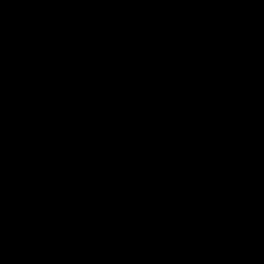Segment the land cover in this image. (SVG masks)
<instances>
[{"label":"water","instance_id":"95a60500","mask_svg":"<svg viewBox=\"0 0 264 264\" xmlns=\"http://www.w3.org/2000/svg\"><path fill=\"white\" fill-rule=\"evenodd\" d=\"M0 264H264V0H0Z\"/></svg>","mask_w":264,"mask_h":264}]
</instances>
